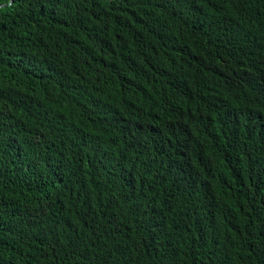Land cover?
<instances>
[{
    "label": "trees",
    "instance_id": "trees-1",
    "mask_svg": "<svg viewBox=\"0 0 264 264\" xmlns=\"http://www.w3.org/2000/svg\"><path fill=\"white\" fill-rule=\"evenodd\" d=\"M11 1L0 264H264V0Z\"/></svg>",
    "mask_w": 264,
    "mask_h": 264
},
{
    "label": "water",
    "instance_id": "water-1",
    "mask_svg": "<svg viewBox=\"0 0 264 264\" xmlns=\"http://www.w3.org/2000/svg\"><path fill=\"white\" fill-rule=\"evenodd\" d=\"M13 3V0L10 2V4L9 5H11ZM1 7H4V5H2Z\"/></svg>",
    "mask_w": 264,
    "mask_h": 264
}]
</instances>
